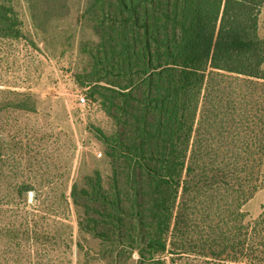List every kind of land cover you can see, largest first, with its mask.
I'll use <instances>...</instances> for the list:
<instances>
[{"label": "trees", "instance_id": "trees-1", "mask_svg": "<svg viewBox=\"0 0 264 264\" xmlns=\"http://www.w3.org/2000/svg\"><path fill=\"white\" fill-rule=\"evenodd\" d=\"M263 3L86 0L91 75L103 83L92 93L114 124L100 134L109 173L66 193L51 153L26 145L36 133L13 119V147L0 152V264H71L59 201L108 264L132 254L135 264H264V211L243 210L264 187ZM9 93L13 111L36 112L30 92Z\"/></svg>", "mask_w": 264, "mask_h": 264}, {"label": "rangeland", "instance_id": "rangeland-1", "mask_svg": "<svg viewBox=\"0 0 264 264\" xmlns=\"http://www.w3.org/2000/svg\"><path fill=\"white\" fill-rule=\"evenodd\" d=\"M1 9L15 27L10 36L0 34V152L13 147V119L36 134L26 143L45 148L60 173L58 183L68 193L73 182L99 170L109 173L100 134L114 130L105 114L101 99L92 88L103 85L94 81L93 61L87 54L96 37L92 32L91 13L86 0H10ZM11 9V10H10ZM9 24V22H8ZM258 33L264 35V3L258 18ZM264 68V65H263ZM92 79V80H91ZM10 90L30 92L29 103L36 112L13 111L8 102L18 98ZM85 98L84 102L80 97ZM30 107V106H29ZM30 132V131H29ZM37 135V136H36ZM54 155V156H53ZM67 188V189H66ZM29 194V199L32 198ZM72 226L71 264H108L101 258L97 239L79 236L72 206L59 201ZM249 216L264 211V187L243 205ZM80 242V247L76 245ZM136 255L121 264H135ZM185 264V259L181 260Z\"/></svg>", "mask_w": 264, "mask_h": 264}, {"label": "built area", "instance_id": "built-area-1", "mask_svg": "<svg viewBox=\"0 0 264 264\" xmlns=\"http://www.w3.org/2000/svg\"><path fill=\"white\" fill-rule=\"evenodd\" d=\"M79 99H80L81 102L85 101V98L83 96H81Z\"/></svg>", "mask_w": 264, "mask_h": 264}]
</instances>
